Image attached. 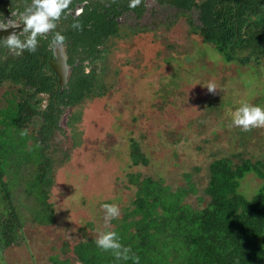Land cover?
Segmentation results:
<instances>
[{
  "label": "trees",
  "instance_id": "obj_1",
  "mask_svg": "<svg viewBox=\"0 0 264 264\" xmlns=\"http://www.w3.org/2000/svg\"><path fill=\"white\" fill-rule=\"evenodd\" d=\"M169 3L179 11H197L196 17L188 18L191 32L212 45L224 63L241 67L264 58V0ZM104 31L109 32L99 28L96 37ZM43 65L28 55L24 63L7 70L0 66V87L20 81L22 88L30 84L32 90L25 97H12L13 117L6 124V110L0 106V264H7L6 249H27L32 241L27 230L55 222L48 199L57 168L69 159L66 141L44 127L52 122L49 113L55 111L44 97H54L56 86L39 72ZM75 85L69 103L73 106L82 100L80 88L92 83L80 80ZM43 101L49 102L44 106ZM80 113L73 111L74 122H79ZM34 117L43 120L39 130L31 129ZM250 134L248 130L238 133L234 153H226L214 139L203 140L195 146L202 159L197 166L173 158L178 170L170 175L156 170L128 175L122 187L128 196L114 201L119 214L102 229L118 234L129 249L128 259L98 248L94 241L100 230L88 221L79 228L76 243H61L50 256L51 264H71L70 258L61 259L68 253L76 264H264V154L250 152L254 148L246 138ZM72 139L74 134L73 147ZM130 145L131 163L147 166L149 159L138 143Z\"/></svg>",
  "mask_w": 264,
  "mask_h": 264
},
{
  "label": "rangeland",
  "instance_id": "obj_2",
  "mask_svg": "<svg viewBox=\"0 0 264 264\" xmlns=\"http://www.w3.org/2000/svg\"><path fill=\"white\" fill-rule=\"evenodd\" d=\"M169 13V27L127 37L110 53V90L84 102L73 133L76 145L66 138L69 159L57 168L48 199L55 222L27 230L31 243L6 249L7 264H51L62 242L72 246L79 240L86 222L102 231L107 224L100 204L124 201L130 174L170 175L178 170L173 158L197 166L202 159L195 146L203 140L214 139L226 153L238 151V133L246 130L230 124V112L244 101L264 106V59L257 65L226 64L189 33L188 16ZM248 131L250 152L264 154V127ZM133 141L148 157L147 166L131 163ZM66 258L76 264L71 253L61 256Z\"/></svg>",
  "mask_w": 264,
  "mask_h": 264
},
{
  "label": "flooded vegetation",
  "instance_id": "obj_3",
  "mask_svg": "<svg viewBox=\"0 0 264 264\" xmlns=\"http://www.w3.org/2000/svg\"><path fill=\"white\" fill-rule=\"evenodd\" d=\"M169 1L141 0L136 7L129 8L128 0H69L60 17L54 21L55 28L47 33L37 35L35 51L23 50L17 56L10 52L7 47L0 46V66L7 70L8 67L15 64L24 63V59L28 55L38 61V64H44L39 68V72L49 81H54L56 86L54 97L50 95L44 97L45 101L50 99L55 108V111L49 113L52 116H48L52 122L49 123V126L44 127L51 128L55 137L58 140L64 139L62 142L65 143L67 136L69 135L71 138L77 126V123L73 121V111H80L85 101L105 97L107 91L110 90L106 80L110 73V53L115 51L116 44L127 40V37L151 32L154 27H169L170 11H174V17L176 14L177 16L186 15L188 18L190 16L196 17V10L179 11L175 7H171ZM30 3L31 0H0V20L13 19L19 22V13L23 12ZM13 12L16 13L15 16H12ZM74 20L79 21V30L72 26ZM188 27L192 36L201 38L191 32L189 23ZM21 28L22 25L15 29L11 26L0 29V36H7L14 30L19 32ZM99 28L109 30V32L104 31L103 36L100 35L97 38L96 34H98ZM57 31L65 37L61 48H55L50 44L52 33ZM22 37L23 34L21 33ZM203 45L214 50L212 45L206 43ZM262 59L264 58L258 59L257 63L252 61L248 65H257ZM114 73H117L114 76L118 75L119 71ZM41 74L39 75L42 76ZM80 80L91 82L92 87H81L82 100L73 106L69 104L73 97V88ZM23 83L20 81L14 85L5 83L0 87V106L6 110V113H3L6 117L5 124L9 120L11 121L13 117V112L9 111V107L11 108L13 104L11 103L12 97H20V94L25 97L27 90L32 91L30 84L26 88H22ZM76 90L79 89L76 88ZM34 97L32 96L33 99ZM48 102L43 101L44 106ZM32 120L33 124L31 125L33 127L31 129L39 130V125L43 120L37 121V117ZM72 141L75 142L73 139Z\"/></svg>",
  "mask_w": 264,
  "mask_h": 264
},
{
  "label": "clouds",
  "instance_id": "obj_4",
  "mask_svg": "<svg viewBox=\"0 0 264 264\" xmlns=\"http://www.w3.org/2000/svg\"><path fill=\"white\" fill-rule=\"evenodd\" d=\"M141 0H128V7H136ZM69 3V0H31L25 10L19 13V22L13 19L0 20V29L11 26L15 29L22 25L19 32L15 30L7 36H0V46L7 47L14 55H20L23 50L35 51L37 46V35L49 32L55 28L54 21L60 17ZM16 13L13 12L12 16ZM72 26L79 30V21H73ZM21 33L23 37L21 38ZM65 37L60 32L52 33L50 44L55 48H61ZM209 91L215 89V84L208 82L205 84ZM230 124L239 127L241 130H248L250 127H264V106L251 104L244 101L230 112ZM23 134V132H21ZM103 209V219L105 224L119 214V208L115 203H101ZM95 245L102 250H112V254L117 258L128 259L129 249L120 243L118 234L114 230L99 231Z\"/></svg>",
  "mask_w": 264,
  "mask_h": 264
}]
</instances>
